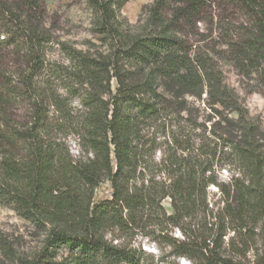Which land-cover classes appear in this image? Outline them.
Segmentation results:
<instances>
[{"label": "trees", "instance_id": "trees-1", "mask_svg": "<svg viewBox=\"0 0 264 264\" xmlns=\"http://www.w3.org/2000/svg\"><path fill=\"white\" fill-rule=\"evenodd\" d=\"M126 1L86 0L108 52L73 49L68 66L49 68L79 97L74 115L43 79L52 34L41 0H0V203L45 234L42 249L21 264H179L132 245L139 232L188 264H264V128L217 61L191 44L197 23L222 4L241 19L226 25V13L211 17L222 38L218 53L264 81V0H153L135 33L117 20ZM9 51L13 70L4 62ZM189 96L216 118L207 133L186 131L199 127ZM159 143L162 156L150 164ZM229 159L238 172L219 181L217 169ZM103 181L110 198L95 202ZM210 185L221 206L208 202Z\"/></svg>", "mask_w": 264, "mask_h": 264}, {"label": "rangeland", "instance_id": "rangeland-1", "mask_svg": "<svg viewBox=\"0 0 264 264\" xmlns=\"http://www.w3.org/2000/svg\"><path fill=\"white\" fill-rule=\"evenodd\" d=\"M153 0H127L121 6L116 8L117 20L120 27L129 33H135L142 29L146 17V6ZM44 8L45 26L50 30L52 37L50 42L45 45V61L47 64L46 72L43 76L44 81L48 80L56 88V91L67 97L68 106L72 109L74 115L81 109L79 97L68 91L63 82L52 77L49 68L56 65H69V52L71 50H81L84 53L96 56L106 54L109 50L107 44L102 43L97 34L92 29L93 11L87 5L86 0H41ZM211 16H207L204 22L197 23L196 30L199 33L191 34L192 47L199 53H208L217 61L224 82L237 95L241 105L247 110L250 118L258 122L264 128V81L256 73L245 75L239 71L231 61L222 58L218 53L221 48L222 38L214 25L209 23L211 17L216 21V15H227L224 23L233 19L240 20L241 16L236 13H223L222 4L215 3L211 9ZM233 15V16H232ZM212 26V27H211ZM15 55L13 51L6 53L4 62L13 70L16 66ZM76 86V85H74ZM114 79L111 82V88H114ZM76 88V87H75ZM204 95V94H203ZM191 106L195 107L193 111L199 127L195 130H188L191 134H203L211 128L212 122L216 119L212 117V111L205 106L204 101L188 97ZM17 113L23 115L24 105H18ZM211 119V121H207ZM204 125V126H202ZM205 127V129H204ZM207 133V132H205ZM66 142L73 156L79 155L78 145L72 135L66 136ZM158 148L151 156L150 164L156 165L162 156L160 152L163 145L159 143ZM228 160L223 168L217 169L219 181H229L232 175L238 172V167ZM111 187L108 181H103L94 191V201H101L110 198ZM219 198V192L216 187L210 185L207 188V200L212 206H221L222 204H213ZM167 212H171L170 200L165 198L161 202ZM149 228L147 230H151ZM179 235L178 231L174 232ZM229 233L228 235H231ZM45 234L39 231L37 227L28 220L22 218L14 210L0 203V264H21V259H30L35 256L43 246ZM149 233H135L131 240L132 245L153 254L155 257L165 255L166 261H175L179 264H188L184 258H174L168 254V248L153 239ZM228 238V236H227ZM3 245L9 247L8 253L4 252ZM64 252L61 248L58 254ZM250 257V255H248Z\"/></svg>", "mask_w": 264, "mask_h": 264}]
</instances>
